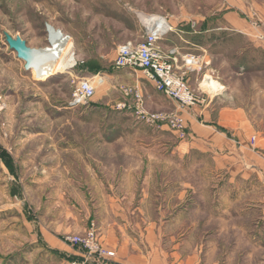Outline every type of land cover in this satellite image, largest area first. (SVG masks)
Returning a JSON list of instances; mask_svg holds the SVG:
<instances>
[{"label":"rangeland","instance_id":"1","mask_svg":"<svg viewBox=\"0 0 264 264\" xmlns=\"http://www.w3.org/2000/svg\"><path fill=\"white\" fill-rule=\"evenodd\" d=\"M240 1L253 6L249 0H0V149L16 173L11 175L0 157V264H57L59 259L45 249L47 240L61 241L67 229L86 231L91 223L99 241L111 238L100 228L118 217L110 210L113 202L101 200L100 184L111 181L113 173L102 168L98 156L104 149H97L122 130L133 132L123 137L125 146L156 148L166 138L177 141L164 126L151 128L136 121L134 101L123 89L138 79L148 112H158L167 107L165 100L172 101L157 93L139 71L113 68L117 46L140 41L142 17L165 18L171 25L173 32L161 42L163 48L202 56V71L189 75L191 89L217 92L210 100L214 111L244 109L252 135L260 132L264 138V25L250 7L251 19L243 28L229 22L232 12L236 20L244 17ZM47 27L70 39L71 48L63 72L38 80L9 50L3 33L41 50L50 47ZM94 77L103 81L95 84V97L87 105L70 106L72 81ZM251 136L250 151L255 142ZM156 149L151 167L145 168L138 157L131 164L132 191L148 196L142 210L149 213L154 204L166 205L169 217L129 219L165 223L161 238L180 240L185 257L197 247L204 264L237 252L264 260V185L253 161L236 159L223 168L222 159L194 156L183 168L168 163L162 169ZM136 154L142 157L144 152ZM257 156L264 159V153ZM154 176L169 182L166 202L150 199V192L160 188ZM143 177L150 182L142 184ZM175 209L185 212L175 218ZM193 226L199 231H192Z\"/></svg>","mask_w":264,"mask_h":264},{"label":"crops","instance_id":"2","mask_svg":"<svg viewBox=\"0 0 264 264\" xmlns=\"http://www.w3.org/2000/svg\"><path fill=\"white\" fill-rule=\"evenodd\" d=\"M249 1L254 7L251 5L246 7L243 2L240 1V11L244 14L242 19H234L233 12L227 16L226 19L234 24L235 27L243 28L246 22L247 24L249 23L251 19L250 9L255 10L256 18L264 25V3H256L252 0ZM249 7L250 9L248 10ZM257 31H259V29ZM126 71H129V73H136L138 70ZM149 85L151 86V84ZM132 86L143 88V84H139L138 79ZM211 102L212 101L203 108L194 107L180 111L173 102L165 100L167 107L157 108L160 109L158 112L162 111L166 114L176 113L180 115L185 124L184 139H180L177 134L171 130L173 135L177 136V141L173 140L172 142V140H170L171 137L166 138L165 140H161L162 143L156 147L159 150L158 152L161 159V161L158 162L160 164L159 167L165 169L163 165L169 163L173 168H183L188 165V162H190L194 156H211L215 161H217V158L222 159L219 163H222L223 168H227L225 165L231 164V161L236 159L243 163L253 161L252 165L259 170L257 177L261 179L260 182L264 185V159L257 156L259 153L263 156L264 153L263 136L260 135V132L254 133L257 137L252 135L253 131L249 125L247 114L244 109L223 107L214 111L212 107H210ZM164 127L168 128L167 126ZM132 133L131 130L119 131V134L116 135L115 139L109 144L97 149H101L102 151L104 149L102 156H98L99 159L100 157L103 158L102 161L100 160L103 162L101 164L102 168L106 170L111 169L113 173L111 181L106 180L101 182L100 185L103 187L104 192L100 194V197L101 200L113 202V204L110 205V210L115 217L119 218H116L112 224L108 223L100 228L103 234L113 235L111 238L109 236H102L100 240L104 247L115 253V257L107 261L106 264H204V260H200L198 252L196 253L197 247L194 249L192 248L193 251H191L190 255L185 257L180 249L182 245L180 240L178 241L173 238V240L165 241L161 238L160 233L165 230V223H161V221H150L147 222V224H142L140 223L142 220L133 222L129 219L131 216L142 218L147 215L163 218L169 217L170 213V211L166 210V205L157 207L155 204L153 205V203L152 209L150 208L149 213H147L145 209L142 210V203L144 200L148 199V196L144 194L141 197L140 194L132 191V186L135 185V172L131 164L138 157V159L142 158L141 162L144 163L145 168L151 167L152 150L156 149L154 146H146L143 148L141 145L137 146L134 144L125 146V144L122 143L123 137L129 136V134ZM248 136L255 138L252 151L249 150L247 145ZM138 151L141 153L144 152V155L142 157L137 155L136 152ZM163 157L170 158L169 162L166 161L167 159H163ZM154 177V185H159L160 188L155 187V191L150 192V195H152L150 199L153 201L163 199L166 202V200H168L166 185H168L169 182L166 183L165 178ZM147 182H150V178L143 177L142 184ZM180 184L184 185L185 183L180 180ZM163 185L166 187H162ZM124 186L127 187L125 191L122 190ZM172 212H175V216H173L177 218L180 214H184L185 211L175 209V211ZM194 227L196 226H193L191 230L198 232L199 228L197 229ZM241 230H244V228L241 227ZM68 231L70 230L67 229V234H80L83 233L85 229L80 227L78 230H74V232ZM136 232L139 233V235ZM245 233L247 232L245 231ZM198 242L196 245L199 246ZM262 243V247L264 248V242ZM45 247V249L49 250L48 254L54 255L59 259L57 264H69L75 254L73 248L64 245L58 240H47ZM237 253L235 255L223 256L209 264H264V260L258 257L243 255V253L239 252Z\"/></svg>","mask_w":264,"mask_h":264},{"label":"built area","instance_id":"3","mask_svg":"<svg viewBox=\"0 0 264 264\" xmlns=\"http://www.w3.org/2000/svg\"><path fill=\"white\" fill-rule=\"evenodd\" d=\"M163 19L165 23L162 25L143 24L140 41L126 42L117 46L113 68L140 71L153 89L172 101L180 111L194 107H206L217 92L210 94L208 91L201 90L197 93L188 85L189 75L202 71L205 65L204 59L202 56L191 53L183 54L177 47L163 48L161 42L173 32L168 21ZM95 79L97 77L72 81L70 106L87 105L95 97V84L103 83L101 78L97 82ZM123 95L133 99L132 115L136 121L151 128L167 126L180 139H184L185 124L180 115L148 112L143 107V96L137 87L124 88ZM118 108L122 109L124 105ZM251 141L254 142L255 138ZM61 241L75 250L74 257L69 264H106L115 257L113 251L100 243L92 223L84 234H67L62 236Z\"/></svg>","mask_w":264,"mask_h":264},{"label":"bare ground","instance_id":"4","mask_svg":"<svg viewBox=\"0 0 264 264\" xmlns=\"http://www.w3.org/2000/svg\"><path fill=\"white\" fill-rule=\"evenodd\" d=\"M141 20L148 26L165 23L164 19L157 16L142 17ZM48 31L50 47L36 51L28 58V64L31 67L29 70L34 72L38 80L63 72L66 69V60L71 48L70 39L63 37L55 30Z\"/></svg>","mask_w":264,"mask_h":264},{"label":"water","instance_id":"5","mask_svg":"<svg viewBox=\"0 0 264 264\" xmlns=\"http://www.w3.org/2000/svg\"><path fill=\"white\" fill-rule=\"evenodd\" d=\"M49 29L51 28L47 27V30ZM3 36L9 50L15 52L17 59L25 63L24 69L29 70L31 67L28 64V58L31 55H33L36 51H40V50H34L27 47L25 41L22 40L19 36L11 37L9 34L5 32L3 33Z\"/></svg>","mask_w":264,"mask_h":264},{"label":"trees","instance_id":"6","mask_svg":"<svg viewBox=\"0 0 264 264\" xmlns=\"http://www.w3.org/2000/svg\"><path fill=\"white\" fill-rule=\"evenodd\" d=\"M204 33V32H203ZM3 156V151L0 149V157L1 158H3L2 157ZM3 161H4V163H5V165H6V167L8 168V170H9V173L11 174V175H16V173H15V171H14V168L10 165V162H9V160L7 159V158H5L4 157V159H3Z\"/></svg>","mask_w":264,"mask_h":264}]
</instances>
